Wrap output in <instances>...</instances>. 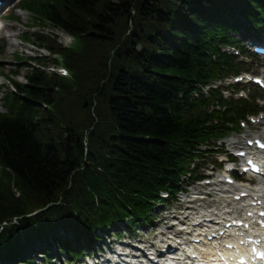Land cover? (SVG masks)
<instances>
[{"label": "trees", "instance_id": "1", "mask_svg": "<svg viewBox=\"0 0 264 264\" xmlns=\"http://www.w3.org/2000/svg\"><path fill=\"white\" fill-rule=\"evenodd\" d=\"M212 1L146 0L140 5L135 0H33L27 5L39 19L78 37L80 43L61 51L69 79L54 80L43 71L29 74L26 85L16 84L10 114L0 115V164L8 170L0 177V219L20 206L54 197L84 159L90 167L81 190L91 186L98 196L104 181L120 194L123 210L131 206L132 196L152 199L177 177L179 152L211 133L205 128L209 118L201 115L206 104L189 101L185 88L213 73L205 55L212 42L204 36L212 22L203 20ZM134 13L145 27L133 31L141 29L142 35L134 34L131 40L138 46L140 38L150 39L143 41L146 52L130 54L135 49L131 45L128 58L117 51L111 64L112 48L127 39V19ZM95 103L98 123L90 135L89 155L84 156V133L94 123L90 109ZM39 111L45 112L47 124L41 125ZM95 145L102 152H96ZM10 183L20 191L19 198L10 191ZM102 207L92 211L95 218L96 212L107 211ZM62 210L73 213L68 207ZM49 217L46 213L24 225L25 235L31 227L44 228L43 223L36 225ZM16 232H4L0 246L17 247Z\"/></svg>", "mask_w": 264, "mask_h": 264}, {"label": "rangeland", "instance_id": "2", "mask_svg": "<svg viewBox=\"0 0 264 264\" xmlns=\"http://www.w3.org/2000/svg\"><path fill=\"white\" fill-rule=\"evenodd\" d=\"M135 1L137 4V2L140 0H135ZM171 8L172 7H170L168 10H171ZM19 18L20 20H22L21 22H19L20 25L13 24L16 29L14 36L12 38L4 37L5 39L4 43L6 47L4 49V52L0 55V72H2L5 76V79L3 78L1 79L0 77V85L4 83L5 84L4 88H6V89L0 88V111H4L3 98L7 92L6 90L8 87L11 88V86L7 81L12 80V81L23 82L22 77L12 78L10 76L12 71L18 70L19 74L21 76H24L26 72L30 69L29 66L34 65L33 62L30 61V58L32 57H39L45 60L44 61L45 64L54 65V61L52 57L48 55V52L43 50V47L48 45L47 43L48 40H52L58 44L60 43L65 46L71 43V39L68 36H66L62 31L57 30L56 27H53L51 25H46V26L45 25L41 26L40 24L35 25L36 21L38 20H36L34 17L30 16L26 12L20 13ZM127 20H128L127 27L129 29L132 26V24L136 21V19L132 15ZM32 25H34V28L31 27ZM26 28H28L29 29L28 32L33 35L32 38L34 39V41L23 43L24 40L21 37L24 35V31L26 32ZM125 34L127 35L126 31ZM37 36L41 37V41L37 38ZM52 36L53 38H51ZM17 60H22V61L18 62ZM59 68L60 67L58 68L56 67L55 72L60 71ZM48 72L50 73L52 72V70L48 69ZM58 78L59 76L56 75L55 79ZM90 114L92 116L91 111Z\"/></svg>", "mask_w": 264, "mask_h": 264}, {"label": "bare ground", "instance_id": "3", "mask_svg": "<svg viewBox=\"0 0 264 264\" xmlns=\"http://www.w3.org/2000/svg\"><path fill=\"white\" fill-rule=\"evenodd\" d=\"M120 50L124 53L125 52V56L128 58V53L126 52V51H128L127 49H125L124 47H120ZM80 86V85H79ZM79 88V87H78ZM38 117V119L40 120V121H42V123H41V125H44V124H47V123H45L46 121H45V112H41L40 113V111L38 112V115H37ZM45 127H49L51 130H55L57 127L56 126H50V125H47V126H45ZM56 127V128H55ZM91 134H89L88 136H90Z\"/></svg>", "mask_w": 264, "mask_h": 264}]
</instances>
